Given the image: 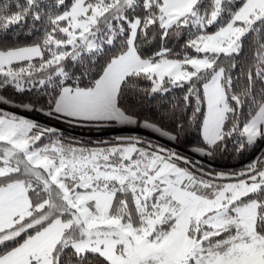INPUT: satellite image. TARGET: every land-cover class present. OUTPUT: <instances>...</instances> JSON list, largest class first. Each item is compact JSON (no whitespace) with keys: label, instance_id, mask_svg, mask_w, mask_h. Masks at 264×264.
I'll list each match as a JSON object with an SVG mask.
<instances>
[{"label":"snow or ice","instance_id":"snow-or-ice-1","mask_svg":"<svg viewBox=\"0 0 264 264\" xmlns=\"http://www.w3.org/2000/svg\"><path fill=\"white\" fill-rule=\"evenodd\" d=\"M29 21L39 39L5 43ZM0 33V89L48 96L24 110L176 140L122 101L180 89L170 118L191 106L175 127L196 124L193 151L264 140V0H0ZM0 264H264V160L205 172L137 136L89 147L0 108Z\"/></svg>","mask_w":264,"mask_h":264},{"label":"trees","instance_id":"trees-1","mask_svg":"<svg viewBox=\"0 0 264 264\" xmlns=\"http://www.w3.org/2000/svg\"><path fill=\"white\" fill-rule=\"evenodd\" d=\"M46 2H50V0H46ZM41 34V25L37 24L36 27L32 29L31 21H29L23 29L16 28L10 31L7 34L8 38L5 40V43L10 45L31 43L39 39ZM0 35H3V33H0ZM180 43H183V39L179 42L175 40L170 41L168 46L174 50H179L178 45ZM157 44L158 41L154 40L152 45H144V48L147 50L148 54H150ZM251 57L252 48L247 46L246 42L245 54L241 58V62L251 61ZM148 86L147 82H141V88H146ZM0 95L5 96V98L9 100L8 104L0 105V108L3 110L25 116L29 119H34L42 126L55 127L66 139H74V141L89 147L96 146L100 144L101 141H113L117 135L137 136L142 141H150L153 145H160L169 150L176 151L182 156L187 157L192 164L196 165L197 169H203L205 172L212 173H235L247 168V166L255 160H264V140H259L256 144L246 147L243 151L236 152L235 137L228 141L227 151L225 152L217 150L213 156L209 157L204 155L202 158H197L190 154V149L201 143L196 124L189 123L184 125L183 130H181L175 127V123L178 122L183 124L184 121L181 119V116H191V106L187 109L181 107L176 112L175 121L170 118L173 107L177 103L183 104L182 97L184 91L180 89H172L169 93L152 95H147L144 92H140L139 94L128 93L122 101L123 106L130 112L135 113L137 118L141 121L146 118L151 122H155L165 131L171 132L172 135H176L177 139L174 140L172 144L142 132L122 131L114 123L100 126H69L61 120L44 115L43 112L27 111L20 106V101L22 100L25 103L34 104L37 109L41 108L48 100V96L43 89H32L24 93H15L14 89L8 86L7 91L0 89ZM135 129L139 130L138 126L135 125Z\"/></svg>","mask_w":264,"mask_h":264},{"label":"rangeland","instance_id":"rangeland-1","mask_svg":"<svg viewBox=\"0 0 264 264\" xmlns=\"http://www.w3.org/2000/svg\"><path fill=\"white\" fill-rule=\"evenodd\" d=\"M117 125V124H116ZM119 129H121L122 131H138V132H142L145 134H148L152 137H155L161 141L167 142L169 144H172L174 142V140H170L168 137L166 136H162L161 134L152 131L151 129H147V128H141L138 127L139 130L135 129V125H117ZM194 148V147H193ZM193 148L190 149V154H192L193 156L197 157V158H202L204 155H201L198 152L193 151Z\"/></svg>","mask_w":264,"mask_h":264},{"label":"crops","instance_id":"crops-1","mask_svg":"<svg viewBox=\"0 0 264 264\" xmlns=\"http://www.w3.org/2000/svg\"><path fill=\"white\" fill-rule=\"evenodd\" d=\"M130 126V125H129Z\"/></svg>","mask_w":264,"mask_h":264}]
</instances>
